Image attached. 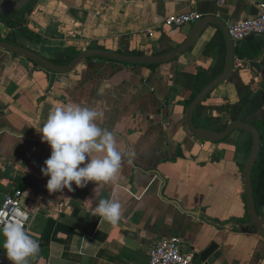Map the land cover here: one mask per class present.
<instances>
[{"label":"crops","instance_id":"0c3cea01","mask_svg":"<svg viewBox=\"0 0 264 264\" xmlns=\"http://www.w3.org/2000/svg\"><path fill=\"white\" fill-rule=\"evenodd\" d=\"M190 10L226 25L258 15L250 0L223 5L216 0H35L22 26L0 22V37L10 34L50 60L68 47L156 55L181 44L194 26L165 27L163 18ZM216 34H222L220 28L208 25L189 50L166 63L89 58L69 73L51 72L0 49V202L22 191L24 228L40 249L29 264H147L150 247L174 235L185 250H194L192 264H264V237L244 227L242 171L249 134L235 130L201 146L185 126L198 70L221 65L218 48L205 52ZM241 52L247 54L245 66L231 73L261 85L264 36L245 40ZM236 57L234 51L233 61ZM238 100L234 83L223 81L201 103L194 124L215 130L229 123L225 106ZM76 106L101 114L97 126L114 134L121 164L109 182L90 181L82 188L73 183L72 191L49 192L50 177L41 169L52 150L38 131L56 107ZM105 155L91 153L92 158ZM101 198L121 205L116 224L94 214ZM3 239L0 235V250ZM212 242L217 248L200 260Z\"/></svg>","mask_w":264,"mask_h":264},{"label":"clouds","instance_id":"9594fccd","mask_svg":"<svg viewBox=\"0 0 264 264\" xmlns=\"http://www.w3.org/2000/svg\"><path fill=\"white\" fill-rule=\"evenodd\" d=\"M101 114L89 107H56L38 131L42 141L51 148L50 157L41 169L49 176L47 190L72 191V184L85 187L88 182H109L114 179L121 154L114 134L97 126ZM103 158H92L93 152H105ZM86 159L88 162L85 164ZM81 165H84L81 167ZM98 214L111 224L121 215V205L112 199L101 198L94 207ZM3 247L11 264H29V259L39 252V243L18 222H8L0 228Z\"/></svg>","mask_w":264,"mask_h":264},{"label":"water","instance_id":"95a60500","mask_svg":"<svg viewBox=\"0 0 264 264\" xmlns=\"http://www.w3.org/2000/svg\"><path fill=\"white\" fill-rule=\"evenodd\" d=\"M29 2L30 0H14L11 2L0 3V13L15 11L24 7ZM210 24L218 26L223 34L225 43L224 64L220 74L207 82L189 102L185 113V126L189 134L194 136L196 139L205 142L221 141L235 130H242L252 137L251 150L243 165L242 171L247 212L249 216V221L244 224V227L251 226L264 237V217L257 213L251 180V170L257 159L261 145L259 129L253 124L245 122L241 119L230 121L224 129L219 131L196 126L193 122L194 113L197 107L205 100L211 91H213L218 85L229 78L233 68V56L235 48H241L245 40L262 38L264 36L263 34L249 35L234 45L228 34L227 25L214 16H205L194 22L191 32L181 44L169 50L168 52L156 55H137L111 51L100 47H89L79 51L67 63H55L27 47L1 39L0 49L26 57L27 59L54 73H69L73 71L81 62L89 58H104L135 65H156L172 61L185 51L189 50L197 37H199L202 31ZM262 124L264 125V122ZM237 228H240V226ZM216 248L217 245L214 242L210 243L199 253L200 260L205 261L215 251ZM2 252L6 255V249H4V247Z\"/></svg>","mask_w":264,"mask_h":264},{"label":"trees","instance_id":"16d2710c","mask_svg":"<svg viewBox=\"0 0 264 264\" xmlns=\"http://www.w3.org/2000/svg\"><path fill=\"white\" fill-rule=\"evenodd\" d=\"M6 2H11L14 0H4ZM35 0H30L24 7L11 12L0 13V22H3L10 28H16L22 26L26 21L27 14L32 10ZM1 40L19 44L10 34ZM218 48L221 54V65L217 70L210 69H199L196 75L197 80V90L194 92L193 97L198 93V91L211 79L220 74L222 70V64L225 57V43L222 34L214 35L205 48V52L209 53L211 50ZM78 52L73 48H66L65 51L56 59L52 61L55 63H67L69 62ZM141 55V53H134ZM235 54L244 58L247 54L241 52V48H235ZM35 63V62H34ZM37 64V63H36ZM38 65V64H37ZM229 81L233 82L237 93L239 96L238 102L235 104L225 106V110L229 114L230 121L235 119H241L245 122H249L259 129L261 137L260 151L257 159L251 170V180L253 188V196L255 200L257 213L264 217V112L262 106L264 104V82L261 85H257L255 82L245 83L241 80L238 73L233 72L230 74ZM192 97V98H193ZM202 104H200L194 116L198 115ZM227 122L216 127L215 130L219 131L226 127ZM250 136V135H249ZM252 146V137L250 136V144L248 146V152H250ZM246 214L245 221H249V216L247 212L246 197L244 194Z\"/></svg>","mask_w":264,"mask_h":264},{"label":"built area","instance_id":"2783aa9c","mask_svg":"<svg viewBox=\"0 0 264 264\" xmlns=\"http://www.w3.org/2000/svg\"><path fill=\"white\" fill-rule=\"evenodd\" d=\"M258 9V15L254 18L229 21L227 23L228 34L236 45L252 34L264 35V0H250ZM218 5H223L226 0H216ZM202 15L196 11H183L169 14L163 18L165 27H183L201 19ZM246 60L236 57L233 61L235 70L242 69ZM202 141L201 146H204ZM22 191L14 190L4 196L0 202V228L8 222H18L25 226L28 214L21 205ZM147 264H192L194 250H185L177 236H167L158 239L148 251ZM0 264H11L2 250H0ZM134 264V263H129Z\"/></svg>","mask_w":264,"mask_h":264},{"label":"flooded vegetation","instance_id":"af4514ba","mask_svg":"<svg viewBox=\"0 0 264 264\" xmlns=\"http://www.w3.org/2000/svg\"><path fill=\"white\" fill-rule=\"evenodd\" d=\"M228 124V123H227ZM205 142V141H204ZM194 255H195V252H194Z\"/></svg>","mask_w":264,"mask_h":264}]
</instances>
